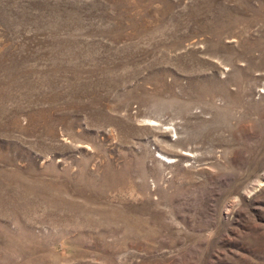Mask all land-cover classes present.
I'll return each instance as SVG.
<instances>
[{
  "label": "rangeland",
  "instance_id": "374dc122",
  "mask_svg": "<svg viewBox=\"0 0 264 264\" xmlns=\"http://www.w3.org/2000/svg\"><path fill=\"white\" fill-rule=\"evenodd\" d=\"M0 264H264V0H0Z\"/></svg>",
  "mask_w": 264,
  "mask_h": 264
},
{
  "label": "bare ground",
  "instance_id": "6f19581e",
  "mask_svg": "<svg viewBox=\"0 0 264 264\" xmlns=\"http://www.w3.org/2000/svg\"><path fill=\"white\" fill-rule=\"evenodd\" d=\"M74 86H75V85H74ZM79 86H80V85H79ZM52 87H53V86H52ZM78 88H79V87H78ZM84 90H85V89H84ZM40 91H41V90H40ZM72 91H73V90H72ZM36 92H38V91H36ZM67 92H68V91H67ZM74 92H75V91H74ZM74 92H73V93H74ZM84 92H85V91H84ZM94 92H95V91H94ZM94 92H93V93H94ZM48 94H49V93H48ZM74 94H75V93H74ZM32 95H33V94H32ZM35 95H36V94H35ZM44 95H45V94H44ZM44 95H43V96H44ZM76 95H77V94H76ZM45 96H47V95H45ZM69 96H70V95H69ZM80 96H81V95H80ZM82 96H83V94H82ZM93 96H94V95H93ZM112 96H113V95H112ZM41 97H42V96H41ZM72 97H73V96H72ZM36 98H37V96H36ZM39 98H40V97H39ZM42 98H43V97H42ZM42 98H41V99H42ZM48 98H49V97H48ZM73 98H74V97H73ZM80 98H81V97H80ZM102 98H103V97H102ZM71 99H72V98H71ZM85 99H86V98H85ZM32 100H33V99H32ZM102 100H103V99H102ZM37 101H38V100H37ZM68 101H69V100H68ZM70 101H71V100H70ZM62 102H63V101H62ZM92 102H93V101H92ZM80 104H81V103H80ZM58 105H59V104H58ZM63 105H64V104H63ZM69 105H71V104H69ZM69 105H68V106H69ZM78 105H79V104H78ZM99 105H100V104H99ZM58 108H59V107H58ZM74 111H75V110H74ZM71 112H73V111H71ZM92 114H93V113H92ZM49 117H50V116H49ZM100 117H101V116H100ZM100 119H101V118H100ZM48 120H49V119H48ZM53 126H54V125H53ZM53 128H54V127H53ZM47 129H48V128H47ZM54 129H55V128H54ZM52 131H53V130H52ZM54 131H55V130H54ZM45 134H46V133H45ZM52 136H53V135H52ZM66 141H67V140H66Z\"/></svg>",
  "mask_w": 264,
  "mask_h": 264
}]
</instances>
